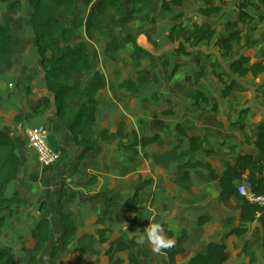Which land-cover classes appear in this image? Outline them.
Wrapping results in <instances>:
<instances>
[{
    "label": "crops",
    "instance_id": "obj_1",
    "mask_svg": "<svg viewBox=\"0 0 264 264\" xmlns=\"http://www.w3.org/2000/svg\"><path fill=\"white\" fill-rule=\"evenodd\" d=\"M20 1L23 21L13 28L14 50L0 63V129L12 135L20 159L19 174L5 192L16 191L23 200L0 209L4 219L0 248L11 253L12 264H27L36 243L33 232L41 219V203L51 211V231L39 264H47L53 245L57 264H111L116 258L122 264H171L163 250L157 253L147 241L138 243L151 222L166 225L171 234L165 231V236L174 244L182 230L186 231L183 251L174 257L176 263L187 262L214 241L227 246V264H242L249 261L243 250L247 241L254 254L253 264H264L261 241L255 239L259 223L242 222L241 198L233 195L223 200L219 186L222 171L235 163L238 155H257L258 124L264 118V73L256 78L251 73L239 76L230 71V64L240 55L248 57L249 63L264 64V5L252 0L259 9L254 10L250 23H243L237 21L241 0H224L221 10L211 14L202 13L201 7L222 0H184L167 7L162 0H123L128 16L125 22H118L113 8L99 0L75 4L83 26L74 29L72 45L83 43L89 55L96 51L94 68L106 80V86L95 94L93 131L115 133L123 122L126 135L99 139L79 158L81 148L68 124L59 119L55 97L46 89V75L30 26L32 7ZM179 21L186 28L209 23L215 34L209 42L190 48L191 54H177L174 50L181 38L171 40L168 35ZM65 25L71 26L70 21ZM235 30L240 31L241 39L226 52L220 47L222 39ZM129 36L135 37L138 50L126 39ZM200 53L208 58L202 56L198 64ZM139 70L148 71L149 84L137 92L119 87L122 80L135 79ZM90 77L88 71L72 75L81 85ZM232 79L245 90L221 97L223 82ZM196 90L207 100L194 101L191 92ZM46 98L50 101L46 111L36 112ZM210 120L214 123L209 124ZM39 126L47 128L49 145L62 153L61 160L51 167L41 166L34 151L28 149L25 131ZM177 126L202 141L209 152L191 150ZM133 134L138 138L158 134V138L146 146L127 148ZM184 160H201L209 167L179 168ZM146 180L139 196L142 208H125L124 200ZM67 213H71L74 225L68 241L62 237L65 229L61 223V214ZM203 216L209 218L199 224ZM242 226L246 227L244 234L230 233ZM99 229L105 230L104 240L99 238ZM119 237L134 239V247L113 250Z\"/></svg>",
    "mask_w": 264,
    "mask_h": 264
},
{
    "label": "trees",
    "instance_id": "obj_2",
    "mask_svg": "<svg viewBox=\"0 0 264 264\" xmlns=\"http://www.w3.org/2000/svg\"><path fill=\"white\" fill-rule=\"evenodd\" d=\"M29 6L32 7L30 14V26L36 36L37 51L41 61V67L46 75V89L50 91L55 97L56 112L60 120L68 124V130L72 135L75 144L81 148L79 158L86 152L92 150L99 139H108L111 137H125L123 133V122H120L115 133L108 134L106 131L95 133L93 131V121L95 120V94L98 90L106 86V80L103 75L94 68L93 63L98 61L96 51L89 55L83 43L76 46L72 45L74 29L83 26V20L80 13L75 8L76 0H25ZM90 2L91 0H86ZM184 0H162L163 7L170 4L179 5ZM100 3H106L113 8L117 21L125 22L128 18L124 8L123 0H99ZM224 0L216 5H209L201 7V12L204 14H211L219 12L224 4ZM264 5V0H259ZM2 4H5L6 9L10 12H19L22 9L20 0H0V10ZM259 9V4L252 0H241L238 8L237 21L243 23H250L254 18V10ZM59 14H65L71 26L64 24ZM89 16H92L90 12ZM148 16V14H147ZM180 15L177 14L178 18ZM263 17V15H260ZM90 25H87V31ZM215 34L214 29L209 23L194 24L191 28H186L183 22H175L169 31V39L172 40L174 36L181 38V42L174 50L177 54L188 55L191 54L190 48L198 46L201 42H209ZM131 42L136 50L139 49L134 36L126 38ZM241 39L240 31L235 30L229 32L220 44V47L230 52L234 45L239 43ZM14 50V35L12 31V22L10 18L0 21V63L6 61L11 57ZM208 58V55L200 53L197 58V63ZM139 62L135 61V66ZM88 71L91 77L84 84L72 79L73 72ZM230 71L239 76H245L251 73L254 78L264 73V64L262 62L249 63V58L240 55L238 58L231 61ZM139 74L135 79H124L119 83V87L127 91L137 92L147 84L150 79L146 77L147 70L137 71ZM202 73V71H201ZM221 77V74H217ZM223 89L221 97L229 96L234 91L245 90L240 83L232 79L230 82H223ZM264 90V81H263ZM191 97L194 101H206V97L198 90L191 92ZM50 105L49 99H44L42 106L36 109L38 113H44ZM208 122V121H207ZM214 123L210 120L209 124ZM157 124L163 125L157 120ZM177 131L181 132L189 143L191 150H203L208 153L209 150L203 145L202 141H198L195 137L188 136L180 126H177ZM83 134L95 135L94 138L82 137ZM158 134L150 136H143L138 138L133 134V142L126 145L127 148L135 149L137 145L146 146L155 142ZM257 149L256 157L251 155H238L235 163L228 164L222 171L219 177L220 196L223 200L237 195L241 198L239 208L241 210L240 219L242 222L257 221L259 227L256 228L255 239L261 241V246L264 254V208L256 204L249 203L243 199L237 192V183L241 178L247 180L250 187L257 193H264V118L258 124V136L255 142ZM179 159L183 155L176 156ZM179 168H208L207 162L201 160H184L178 165ZM20 169L19 148L14 138L7 131L0 129V209L22 204L23 200L19 198L16 191L7 194L5 188L11 184L18 176ZM135 190L132 197L127 198L123 202V206L128 210L136 211L142 208L140 193L143 191L145 183ZM41 219L33 232V237L36 243L31 253L28 255L27 264H39L38 257L44 249L49 240L51 225L49 217L51 211L44 203L40 207ZM106 216V212L103 217ZM71 213L61 214V223L64 226V233L62 235L66 241L73 234L74 225L70 219ZM208 216L199 218V224H203L208 220ZM4 219L0 218V227ZM102 221V218L99 219ZM164 225V224H163ZM165 231H168L164 225ZM246 227H237L230 231L238 235L244 234ZM169 232V231H168ZM104 229H99V238L104 240ZM171 234V232H169ZM187 238V233L182 230L177 238V242L172 247L164 249L169 256L171 264H227L229 253L227 246L223 243L211 241L208 243L206 249L202 252L194 254L185 263H176L174 257L176 254L183 251L182 244ZM135 245L134 239L119 237L112 245L113 250L122 251L133 248ZM85 248V247H84ZM243 250L249 257V261L242 264H253L254 254L250 250L249 242L244 243ZM56 246L53 245L48 256L47 264H57L55 259ZM131 259V258H130ZM132 260V259H131ZM13 258L11 253L5 249L0 248V264H12ZM111 264H122L119 258H116Z\"/></svg>",
    "mask_w": 264,
    "mask_h": 264
},
{
    "label": "built area",
    "instance_id": "obj_3",
    "mask_svg": "<svg viewBox=\"0 0 264 264\" xmlns=\"http://www.w3.org/2000/svg\"><path fill=\"white\" fill-rule=\"evenodd\" d=\"M26 134L28 137V144L36 154L41 166L51 167L61 160V151L53 149L48 143V131L45 126L28 128ZM237 192L249 203L264 208V193L255 192L244 177L237 183Z\"/></svg>",
    "mask_w": 264,
    "mask_h": 264
},
{
    "label": "clouds",
    "instance_id": "obj_4",
    "mask_svg": "<svg viewBox=\"0 0 264 264\" xmlns=\"http://www.w3.org/2000/svg\"><path fill=\"white\" fill-rule=\"evenodd\" d=\"M148 242L152 245L154 252H161L173 246L174 241L165 236V228L162 222H151L138 237V243Z\"/></svg>",
    "mask_w": 264,
    "mask_h": 264
},
{
    "label": "rangeland",
    "instance_id": "obj_5",
    "mask_svg": "<svg viewBox=\"0 0 264 264\" xmlns=\"http://www.w3.org/2000/svg\"><path fill=\"white\" fill-rule=\"evenodd\" d=\"M82 1L86 2V0H76L75 4L78 5ZM19 13H20V11L19 12H14V13L8 11L6 9L5 4H2V9L0 10V21L4 22V20L6 18H10L11 22H12V31H13V28L21 26V22L23 21V18L19 15ZM59 16L62 19V21L64 22V24L68 22L69 19H68V17L65 14H59ZM14 120H15V117H14ZM25 135H26V142H27V145H28V149L32 150L30 148L29 144H28V137H27L26 131H25ZM7 192H8V190H6V193Z\"/></svg>",
    "mask_w": 264,
    "mask_h": 264
}]
</instances>
